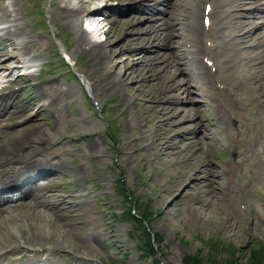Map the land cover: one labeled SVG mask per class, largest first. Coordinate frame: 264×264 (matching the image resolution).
I'll list each match as a JSON object with an SVG mask.
<instances>
[{"label": "rangeland", "instance_id": "1", "mask_svg": "<svg viewBox=\"0 0 264 264\" xmlns=\"http://www.w3.org/2000/svg\"><path fill=\"white\" fill-rule=\"evenodd\" d=\"M11 1L18 5L19 18L28 39L32 40L29 50L39 55V60L27 72L36 77L31 74L19 77L17 85L22 90L7 98L13 101L17 95L23 102L35 101L37 106L31 111H37L47 92L54 93L59 86L68 90L58 101V96L54 95V103L60 105L55 110L42 106L38 115L23 123H15L12 115L5 129L12 136L33 131L37 134L40 128L43 130L41 135H36V140L41 138L44 142L34 146L43 148V155H39L42 160L60 165L48 170L56 179L51 183L52 193L60 194L57 198L54 196L57 203L49 211L53 214L59 207L67 220L58 217L48 224L39 212H47L49 208L34 206L29 199L16 202L13 213L23 223L24 236L39 232L42 223L48 231L57 233L54 234L57 241L29 244L14 233L8 251L0 255V264L32 261L39 264H156L153 258H145L134 248L145 238L142 221L125 217L126 207L132 204L155 233L160 249L158 256L165 264H183L188 254L198 255L205 264L217 261L253 264L254 260H264V108L259 103H264L263 80L255 85L260 100L249 91L252 83L244 86L242 94L246 98L236 96L239 101L232 100L230 122L210 92L201 88L199 79L189 76L190 91L181 90V98L175 100L168 89L156 98H149L147 93L137 89L141 79L125 74L128 91H133L131 95L140 92L141 99H129L126 88L119 87L109 93L101 89L102 103L96 104L77 70L90 69L99 83L106 75L104 67L98 66L86 50L76 49L77 32L63 17V3L59 0H54L57 5L51 0H6ZM86 1L87 6L104 10L99 11L102 16L94 21L92 29L81 26L83 31L94 40L107 41L112 47V61H118L116 55L127 45L126 32L130 25L117 22L122 17L117 10H129L134 1H125L127 5L119 0ZM161 5L166 9L179 7L176 1H165ZM173 8L168 17L170 15L169 20L174 23L178 10ZM263 19L259 15L255 18L257 22ZM5 24L7 20L3 17L0 26ZM143 54L139 51L133 57L136 59ZM124 68L120 63L114 70L123 72ZM185 79L186 73L178 70L175 80L184 82ZM147 86L146 92H154L150 83ZM9 89L15 87L4 91L7 93ZM149 104L156 108L170 106L172 111H177L178 115L171 119L161 114L166 127L184 134L182 130L189 126L206 125L210 137L193 144L191 140L181 144L179 156L156 155L152 149L141 152L144 146L150 148L151 139H140L144 124L138 121V113ZM196 106L202 107V112L185 118V111L191 113ZM151 113L154 117V111ZM156 123L153 121L152 125ZM202 134L203 131L198 130L196 136ZM134 137L137 142L132 140ZM178 138L180 141L182 135ZM207 165L217 168L218 172L225 168L224 174L221 173L212 186L210 182L215 179L212 176L207 181L209 185H197L199 180L193 175ZM121 184L131 191L136 202L127 199L130 191L124 190ZM84 191L92 192L93 196L86 194V200L77 204ZM82 215H87L89 220L81 219ZM5 218L7 215L1 212L0 222ZM38 249L44 250L41 256L35 254ZM23 253L28 259H16Z\"/></svg>", "mask_w": 264, "mask_h": 264}, {"label": "bare ground", "instance_id": "2", "mask_svg": "<svg viewBox=\"0 0 264 264\" xmlns=\"http://www.w3.org/2000/svg\"><path fill=\"white\" fill-rule=\"evenodd\" d=\"M51 1L57 5L56 1ZM59 1L63 3V17L70 21L77 32L78 45L76 49L86 50L98 66L101 64L104 67L106 75L99 83L92 76L90 69L77 70L84 77L86 89L100 104L102 103V95L100 96L99 93L101 89L107 90L109 93V91H117L119 87L126 88L129 99H141L139 98L140 92H134L131 95L130 93L133 91H128L125 74L133 79L139 77L142 83H139L137 89L147 93L149 98H156L160 92L168 89L176 96H173L175 100L181 98L179 94L181 90L190 91L188 87L190 85L187 84L188 76L197 78L201 87L210 92L212 99L217 102L221 113L228 122L233 119L234 102L239 101L236 96H241V99L246 98L242 94L246 84L248 86L252 83V86L248 87L249 91L251 94L255 93V98L260 100L261 96L256 94L258 89L255 85L259 82L258 80L264 82V19L257 22L255 18L258 15L264 17V0H212L214 4L208 27L204 23V17L206 4L210 0H119L123 5H127V3L124 4L125 1H134L135 3L130 4L129 10H117L122 16L117 19V22L130 25L126 32L127 45L122 47L116 55L118 61H114V59L112 61V47L107 41L90 38L81 27L85 18H91L92 14L102 11L104 8L89 7L86 5L88 3L86 0H78L79 3L81 2L80 4L77 0L76 2L74 0ZM165 1H171V3L176 1L179 7L176 9L172 6L171 9L162 8L161 4H164ZM172 8L174 11L178 10L175 13L177 18L174 23L169 20L170 15L168 17V14L173 13ZM3 17L7 20V25L0 28V72L5 71L6 73L4 76H0V99L2 100L0 104V191H6L7 195L12 196L15 192L14 189L21 186L22 193L20 195L23 194V197L20 195L19 197H10L11 199L6 201L3 198L4 194L0 193V213L5 212L7 215V218L0 222V254L10 247L11 235L14 233L18 234L20 240L29 244L57 241L55 236L57 233L54 230L48 231L42 223L39 225V232L24 236L23 223L17 218V214L13 213L14 206L18 205L15 204L16 201L29 199L34 206L49 208L46 210L47 212H39L40 217L48 224L58 217L67 220V215L59 207L53 214L50 212L57 203L54 196L57 198L60 195L52 193L54 189L50 177L45 178L42 184L36 181L21 185L22 175H25L24 180H26L46 168L60 167L55 161H42V157L39 155H43V148L34 146V144L44 142L41 138L36 140V135L39 133L41 135L43 130L40 128L37 134L36 131H33L31 134L12 136L5 128L10 124L8 120L13 119L12 115L16 118L15 123H23L29 117L38 115L42 106L49 108V111L55 110L57 106H60L54 103L55 96H58L56 98L58 101L68 89L59 86L54 88V93L47 92L37 111H31L37 106L35 101L23 102L18 96L10 101L5 97L4 88L7 86L3 83L9 82V85L17 83L20 75L11 78L12 74L20 69V65L26 69L36 65L39 55L31 54L29 50L32 40L28 39V35H26L25 25L19 18V9L15 2L7 3L5 0H0V21ZM145 22L147 24H144ZM176 23L179 26H176ZM209 41L211 44H208ZM139 51L144 54L135 59L133 55ZM209 60L214 61L215 69L208 65ZM120 63L124 64V71L115 72V67ZM96 69L102 70L97 67ZM178 70L186 73L187 79L184 82L175 80ZM147 83L154 87V92H146ZM9 92L16 94L14 90ZM233 99L234 102H232ZM259 103L264 108V103L262 104L261 101ZM171 108L170 106L156 108L149 104L147 108L139 111L138 121L144 124L139 137L141 136L140 139L146 141L151 139L150 148L144 146V150L141 152L152 149L156 155L179 156L181 144L189 140L193 144L210 137L211 132L206 125L203 127L189 126L187 130H182L184 134L175 128L166 127L160 116L167 114L166 119H171L178 115L177 111H172ZM152 111H154V117ZM201 112L202 107L196 106L191 113L185 111V118H192V114L195 116ZM7 115L10 116L5 121ZM234 119L237 120L235 117ZM153 121L157 123L152 125ZM198 130L203 131L201 137L196 136ZM180 135H182V139L179 141ZM154 136H156V141H153ZM135 139L136 137L132 140L136 141ZM187 146L185 145V147ZM224 170L225 168L218 172L217 168L207 165L200 167L199 173L195 172L193 177L199 180L197 185L204 183L207 186L209 185L207 182L209 176H212L215 178L210 182L212 186L217 182L216 179L220 177V174H224ZM47 187L48 189H45ZM224 188L227 189V186ZM82 193L77 204H82L86 200V194L89 197L93 196L90 191ZM82 218H88V216L82 215ZM24 220L28 223L27 218ZM88 220L89 218L85 219V221ZM13 223L17 225L13 226Z\"/></svg>", "mask_w": 264, "mask_h": 264}, {"label": "trees", "instance_id": "3", "mask_svg": "<svg viewBox=\"0 0 264 264\" xmlns=\"http://www.w3.org/2000/svg\"><path fill=\"white\" fill-rule=\"evenodd\" d=\"M126 217L135 220L134 216L131 214L130 211H127ZM142 228H144L142 230V234H143V237L145 238V241L144 240L140 241L139 245L136 246V248L142 252L145 258H153V261L156 264H160L159 260L155 256L156 250L152 244L151 235L144 226H142ZM142 242H144L145 246L142 245ZM183 264H205V263H204V260L201 259V257H198V255L188 254L184 257ZM211 264H221V263L217 261V262H211ZM224 264H234V263L225 262ZM253 264H264V260L260 262H257L256 260H254Z\"/></svg>", "mask_w": 264, "mask_h": 264}]
</instances>
